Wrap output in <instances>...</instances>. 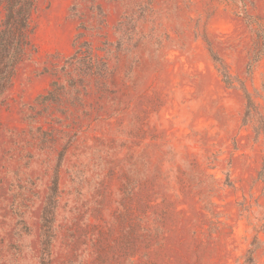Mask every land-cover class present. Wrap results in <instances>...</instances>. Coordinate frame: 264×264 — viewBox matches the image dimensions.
Segmentation results:
<instances>
[{
    "label": "rangeland",
    "instance_id": "374dc122",
    "mask_svg": "<svg viewBox=\"0 0 264 264\" xmlns=\"http://www.w3.org/2000/svg\"><path fill=\"white\" fill-rule=\"evenodd\" d=\"M31 27L0 264H264V0H39Z\"/></svg>",
    "mask_w": 264,
    "mask_h": 264
},
{
    "label": "trees",
    "instance_id": "16d2710c",
    "mask_svg": "<svg viewBox=\"0 0 264 264\" xmlns=\"http://www.w3.org/2000/svg\"><path fill=\"white\" fill-rule=\"evenodd\" d=\"M39 0H4L5 17L0 21V100L13 85L18 66L24 60L27 48L31 45V19L37 9ZM262 54L256 55L249 63L252 70ZM218 61V60H215ZM225 69V68H224ZM225 81L230 83L229 74L223 70ZM250 107L254 105L248 89L242 87ZM264 179V169L261 173ZM254 251H251L253 253Z\"/></svg>",
    "mask_w": 264,
    "mask_h": 264
}]
</instances>
